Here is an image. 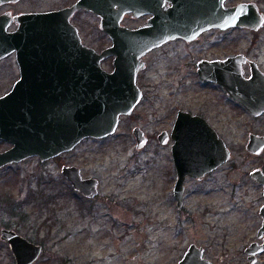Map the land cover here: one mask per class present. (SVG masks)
Listing matches in <instances>:
<instances>
[{"label": "rangeland", "instance_id": "374dc122", "mask_svg": "<svg viewBox=\"0 0 264 264\" xmlns=\"http://www.w3.org/2000/svg\"><path fill=\"white\" fill-rule=\"evenodd\" d=\"M62 1L28 0L22 6L46 8ZM240 2L256 3L264 15V0H226L224 4L229 7ZM75 22L88 47L100 53L111 45L93 14L84 12ZM143 23V16H128L122 24L136 28ZM249 33L241 29L213 31L204 39L213 50L207 53L221 56L247 52L253 38ZM181 47L172 43L144 56L145 66L136 79L143 97L129 116L120 118L113 134L87 138L47 163L40 165L29 159L0 172V230H16L42 245V254L33 264H177L190 244L202 247L204 257L213 264H245L244 248L254 240L256 208L257 228L260 226L258 205L263 203V199H256L253 185L242 173L251 167L250 160L230 176L239 184L245 177L238 191L227 189L223 168L198 185L186 181L181 211L172 201L170 146L160 145L156 136L162 130L170 132L179 104L196 111L202 101L213 103L216 96L215 92L192 88L193 83L180 86L182 80L195 79L193 62L187 59L189 49L201 50L198 43ZM248 53L264 66V24L259 30V44ZM197 57L194 53L193 59ZM109 58L101 66L110 72L113 67ZM10 62H0V70ZM8 89L0 86V93ZM218 104L213 109L208 105L209 111L222 119L213 116L212 122L220 128L229 126L232 154L240 161L244 157L240 145L248 127L241 124L238 108ZM135 126L148 138L139 150L132 136ZM60 164L79 168L84 179H97V195L82 199L73 194L60 173ZM30 192L33 199L27 198ZM6 196L13 197L15 203L26 198L33 202L9 211L10 207L3 205ZM79 200L85 205L81 211L77 208ZM0 264H14L9 247L1 240ZM257 264H264L263 254L257 256Z\"/></svg>", "mask_w": 264, "mask_h": 264}, {"label": "water", "instance_id": "95a60500", "mask_svg": "<svg viewBox=\"0 0 264 264\" xmlns=\"http://www.w3.org/2000/svg\"><path fill=\"white\" fill-rule=\"evenodd\" d=\"M6 1L15 0H0V4ZM166 1L171 3L168 8H164ZM225 1L78 0L71 7L57 11L25 14L13 19L0 16V60L15 52L19 63L22 57V64L28 67L45 65L48 80L53 78V84L46 86L36 84V77L27 76L29 83L17 81L0 97V138L12 144L10 149L0 153V168L34 155L41 160L54 158L71 151L86 138L101 139L113 134L121 116L130 115L142 98L136 79L145 66L143 57L166 41L211 28L257 31L263 26L264 15L256 3L241 2L226 7ZM81 9L100 18L99 28L111 41L100 53L83 44L77 28L70 22L72 14ZM127 13H132L134 18L150 14L151 18L146 25L132 29L121 24ZM13 21L20 27L9 33L6 29ZM109 57H113L110 72L101 66ZM241 60L242 56L237 55L224 61L208 62L199 65L197 72L205 79L217 78L232 99L257 115L255 84L264 77H257L253 69L250 82H241ZM25 71L40 70L30 67ZM212 71L214 76L210 75ZM225 72L229 73L228 77L222 75ZM261 110H264V102L259 104L258 112ZM200 120L179 112L170 132L171 158L177 173L173 194L179 203L187 176L200 178L228 159V151L217 134ZM132 135L136 149H141L147 141L143 131L134 127ZM166 136L161 132L157 141L165 143ZM255 143L256 139L251 137L250 152L256 153ZM61 174L72 189L84 197L93 198L97 194L96 179H83L79 168L63 166ZM258 215L261 225L257 237L261 238L264 203ZM0 240L9 246L14 264H33L42 254L40 244L11 229L2 228ZM245 252L252 256L264 253V237L257 248L252 243ZM177 264L211 263L203 257L202 247L191 244Z\"/></svg>", "mask_w": 264, "mask_h": 264}, {"label": "flooded vegetation", "instance_id": "af4514ba", "mask_svg": "<svg viewBox=\"0 0 264 264\" xmlns=\"http://www.w3.org/2000/svg\"><path fill=\"white\" fill-rule=\"evenodd\" d=\"M27 1L28 0H15V1H6V2L1 3L0 4V16L6 15L8 18H12L13 19L15 17H19V16H22V15H25V14L52 12V11H55V10H59L61 8L71 7L78 0H63L61 4L49 5L46 8H35V7H32V8L25 9V8H23L22 5H24ZM170 6H171V3L169 1H166V3L164 2V8H168ZM84 12L93 14L92 12H88V11H85V10H82V9L81 10H77L71 16V19H70L71 23L74 24V25H77L75 20L78 17H80L81 14H84ZM93 15H94L95 18H97L98 22L100 23V18L98 16H96L95 14H93ZM128 16L132 17V13L125 14L123 19H122V21H121V23H123L125 18L128 17ZM143 18H144V23L142 25H146L148 23L149 19L151 18V15L150 14H146V15L143 16ZM185 25H186V23H185ZM19 27H20V24L18 22H16V21L15 22L13 21L7 27L6 31L11 33V32H13L15 30L17 31ZM187 27H189V26H187ZM229 29H239V28H229ZM229 29L220 30V29H212L211 28V29L202 30V31H200L198 33L189 32L186 36H182V35L176 36L174 39L168 40L164 44H162L160 47L155 48V49L150 51V52H152V51L158 50V49H160V48H162V47H164L166 45H170L172 43L176 44L177 47H181V46L182 47H190V46L195 45L197 43L199 44V48H201V50H196L194 48H190L189 49V56H187L188 61H190V62L192 61L193 62V66H194V69H195V79L192 80V81H190V80H182L179 83H180V86H182L185 83H187V84H192L193 83L194 86H192V88H200V89H203V90H208L210 92H215L216 96L212 100L213 103H210L211 100L202 101L201 105L199 107H197L196 111L193 110L192 108L184 109L182 107V105L179 104L178 108H176V113H175V116H174V120L176 119L177 114L179 112H186V113H189L191 116L199 117L201 119L200 122H202V123L206 122L214 130V132L217 134V137L220 139L221 143L223 144L224 148L228 151V159L224 163H222L220 166H218L217 168L213 169L210 172L205 173L200 178H198V177L190 178L188 176L186 177V179L184 181V184H183L184 189H183V196H182L181 203H179L176 200V198L174 197V194H173V187H174V184H175V182L177 180V173H176V169H175V167L173 165V162H172V166H173V180H172L171 195H172V198H173L172 201L173 200L175 201V207H176L177 211H181L184 208L183 206L185 205L184 193H185L186 181L187 180H192V181H194V183L196 185H198L199 183H202L205 180H207L210 176L215 174L217 171L222 170L223 168H224V172H225L226 182L228 183L227 189L230 192L238 191L239 189H241L242 188L241 185L245 182V177H247L248 181L253 185L254 191L256 193V199L257 198L263 199V203H264V183H262V181L264 180V110H261L260 112H258L259 104L264 102V79L263 80L257 79V82L255 84L257 86V115H252L238 101H236V100H234V99H232L230 97L228 92L224 89L223 85L220 84L218 80H216L217 78H214L213 80L212 79H205V78H202L197 72L198 68H199V65H204L205 63L213 62V61H224V60H226L229 57L237 55V53H236V54H232V55L227 54V55H221V56H213V55H210V54L207 53V51L213 53V50L211 49V44L208 43L207 41H205L204 39L207 38L213 31L225 32V31H227ZM241 30H246V29H241ZM259 30L258 31H249L250 32L249 34H252L253 38L251 39V43H250V46H249L250 48L248 49V51H250L251 49L256 48L257 45L259 44ZM78 31H79V28H78ZM79 35H80L81 40L83 42V39H82L80 31H79ZM202 40H204V41H202ZM199 42H201V43H199ZM96 51L99 52L98 50H96ZM248 51L244 52V53L243 52L242 53H238V54H240L242 56V60H241L240 66H239V70H240L241 76L243 77V79L241 81L243 83H246V82L249 83L250 82V78L252 77V70L253 69H254V72H257V77L258 76L264 77V66L261 64V62L255 61L253 58L248 57L249 56ZM194 53H198V57L196 59H193V54ZM200 53H202L201 56H199ZM109 59L113 60V57H110ZM184 59H186V57ZM6 60H9L11 62H10V64H7L5 67H3L0 70V86H4V87L7 86V88H9V89L7 91H5L4 93H0V97L5 95L6 93H8L10 91V89L14 86V84L17 81H21L24 84H26V82L29 83V81L25 79V77H27V76L36 77L37 80L35 81V83L38 84V85H46L47 86V85H50L51 83L53 84V78L48 80V74H47V71H45L46 69H48L47 66H45V65H42V66L41 65L40 66H38V65L33 66L32 65L31 66L30 65V67L33 70H40V71L39 72H34V73H26L25 70L27 68H30V67H28L26 64L25 65L22 64V62H23V58L22 57L20 58V60H21L20 62L21 63H19L18 60H17V56H16L15 52H13V53L9 54L8 56H5L4 58H2L0 60V62L6 61ZM210 75L214 76L215 73L212 71ZM222 75H224V77L225 76L228 77L229 73L225 72ZM52 76H53V74H52ZM44 79H47V80L45 81ZM179 94H180V91H179ZM204 95H206V94H204ZM218 102H220V104L224 103L226 106L231 104L234 107L238 108L240 110V114H241V118L240 119H242L241 120V124L243 126H247L248 127L247 131L245 132L244 143L240 145L242 147V149H243V152H244V157L240 161L235 160V158L233 157V154H232L233 149H232L231 145L229 144V138L227 137V132H228L229 126L225 125L222 128H220L218 124L215 125L212 122L213 116L214 117H218V118H219V116H217V113H215V114L211 113L209 111L208 105L213 109L212 106H218L219 105ZM260 109H261V107H260ZM220 120H222V119H220ZM173 123H174V121H173ZM172 126H173V124H172ZM135 127H138V126H135ZM171 129H172V127H171ZM171 129H170V132H171ZM161 132H165L167 134L166 139H165V143L160 144L158 141L157 142L160 145L170 146V157H171V146L173 144V141L170 138V132L168 133L167 131L162 130V131H160L157 134V136ZM157 136H156V139H157ZM251 137H254L256 139V141H257V143H255L256 153L250 152L248 150V143H249V140L251 139ZM147 140H148V138H147ZM170 141L172 142V144L170 143ZM135 145H136V143H135ZM11 147H12L11 143H9V142L5 141L4 139L0 138V153H3L5 151H7ZM67 153L68 152H64V153L60 154L57 157L49 158L47 160H41L36 155L30 156V157H27V158L21 160L20 162L2 166L0 168V172H2L7 167L20 165V164H22L23 162H25V161H27L29 159H35L41 165V164H44V162L47 163V162H49V161H51V160H53L55 158H59L62 155H65ZM247 160H250L252 162V164H251V167L247 171L242 170V173L245 176V177H242V182L239 184L238 181L237 182L231 181L230 180V176L233 175L235 173V171H241V167L242 168L246 167V165L248 163H251V162H248ZM171 161H172V158H171ZM61 166L63 167V166H70V165L62 164ZM60 173H61V169H60ZM39 178L42 179L41 176H39ZM63 179L66 181L67 185L69 187H71L69 181L64 176H63ZM96 181H97V185H96V188H97L98 180L96 179ZM41 182H44V181H41ZM97 193H98V188H97ZM78 194H80V193H78ZM80 196L83 199L84 196L81 195V194H80ZM93 198H87V199H93ZM263 203L258 205L259 209L263 205ZM259 209H258V211H259ZM260 225H261V223H260ZM259 227L257 228V208H256V224H255L254 240L252 242H250L244 248L245 264H257V256L262 255V254H255L254 256H252L251 254H247L245 252L246 248L250 244L255 243L256 244V248H257V243L258 244L262 243V237H264V233H263L261 238L257 237V230L259 229ZM8 229H10V228H8ZM203 254H204V249H203ZM203 257H204V255H203ZM205 259H207V258H205ZM210 263L213 264L212 262H210Z\"/></svg>", "mask_w": 264, "mask_h": 264}, {"label": "trees", "instance_id": "16d2710c", "mask_svg": "<svg viewBox=\"0 0 264 264\" xmlns=\"http://www.w3.org/2000/svg\"><path fill=\"white\" fill-rule=\"evenodd\" d=\"M39 181H41V178H39ZM69 188L71 189V191H72L73 194H75L77 197L82 198V197L80 196V194H78L77 192L73 191L71 187H69ZM28 196H31L32 199L34 198V197H33L34 195H33L32 192H30ZM28 196H27V198H28ZM53 196H54V195L51 196V199H54ZM70 197H71V198H74L75 200H77L76 197H74L73 195H70ZM27 198L24 200V202H19V201H17V202L15 203V199H14L13 197H11V196H8V197H7V196H6V199L3 201V205H4L5 208L10 207V210H9V211H17L18 209H21V207H22L23 205H25V204H30V203L33 202L32 199H29V200H28ZM35 198H36V197H35ZM84 206H85V205L83 204V202L79 200V203H78V205H77L78 210L81 211V210L84 208ZM14 231H16V230H14ZM7 246H8V245H7Z\"/></svg>", "mask_w": 264, "mask_h": 264}]
</instances>
